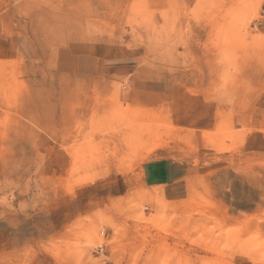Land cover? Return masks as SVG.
Listing matches in <instances>:
<instances>
[{
    "label": "rangeland",
    "instance_id": "obj_1",
    "mask_svg": "<svg viewBox=\"0 0 264 264\" xmlns=\"http://www.w3.org/2000/svg\"><path fill=\"white\" fill-rule=\"evenodd\" d=\"M0 37V264H264V0H0Z\"/></svg>",
    "mask_w": 264,
    "mask_h": 264
},
{
    "label": "crops",
    "instance_id": "obj_2",
    "mask_svg": "<svg viewBox=\"0 0 264 264\" xmlns=\"http://www.w3.org/2000/svg\"><path fill=\"white\" fill-rule=\"evenodd\" d=\"M0 45L2 46V49H4V52L2 53L5 57H13V56H17L15 55V53H21L24 54L26 52V47L24 43H20L17 40H10L7 38H2L0 37ZM21 46V47H20ZM98 65V64H96ZM103 68H109V69H113L114 67L116 68L117 65H115L114 63H109L108 65H106V62L103 63ZM93 73V71L89 70L87 72H85L84 74L85 77H89V74L91 75Z\"/></svg>",
    "mask_w": 264,
    "mask_h": 264
},
{
    "label": "built area",
    "instance_id": "obj_3",
    "mask_svg": "<svg viewBox=\"0 0 264 264\" xmlns=\"http://www.w3.org/2000/svg\"><path fill=\"white\" fill-rule=\"evenodd\" d=\"M101 250V249H100Z\"/></svg>",
    "mask_w": 264,
    "mask_h": 264
}]
</instances>
